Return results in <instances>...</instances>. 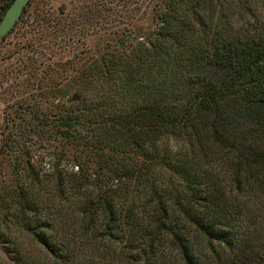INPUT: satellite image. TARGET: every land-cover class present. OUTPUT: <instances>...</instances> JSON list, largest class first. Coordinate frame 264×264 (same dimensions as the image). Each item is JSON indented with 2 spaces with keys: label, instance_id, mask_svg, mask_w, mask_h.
Here are the masks:
<instances>
[{
  "label": "trees",
  "instance_id": "16d2710c",
  "mask_svg": "<svg viewBox=\"0 0 264 264\" xmlns=\"http://www.w3.org/2000/svg\"><path fill=\"white\" fill-rule=\"evenodd\" d=\"M12 1L0 0V20ZM136 2L96 5L108 18ZM143 2L155 28L92 31L105 45L89 70L55 42L29 61L0 148L11 264H102L114 239L127 242L124 264H167L170 252L181 264H264V0ZM49 141L47 167L29 154Z\"/></svg>",
  "mask_w": 264,
  "mask_h": 264
},
{
  "label": "rangeland",
  "instance_id": "374dc122",
  "mask_svg": "<svg viewBox=\"0 0 264 264\" xmlns=\"http://www.w3.org/2000/svg\"><path fill=\"white\" fill-rule=\"evenodd\" d=\"M113 1L115 0H34L24 17L16 23L13 31L0 40V148L7 139L9 141L14 139V135H9L11 128L7 125V121L10 117L8 114L10 108L7 106L16 102L18 95L22 98L24 95L27 96L25 94L27 91H30L27 85L22 87L20 80L26 77L27 71H29V61L33 56L47 58L51 53L49 45L55 42V49H62L61 57L78 51L80 57L83 58L81 64L84 63L86 70H89V67L94 66L95 60L101 56V50L104 49L103 46L105 45L101 40L100 43L102 44L98 45L99 40L96 36L91 35L92 31H96L101 26L110 29L115 28L124 22L126 24L121 28V31L124 32L125 37H128V35L136 34L138 36L139 33L145 36L155 28L154 21L142 19L145 15L148 16L146 12L151 7L149 2L146 3L143 0L118 8V14L113 16L108 14V18L101 12L99 14L97 10L101 8L97 7L96 4L106 2L108 3L106 6L111 7ZM90 9L95 13H90ZM41 10L50 11L51 18L39 25L35 17ZM88 19L92 21L91 25V22L87 21ZM136 19H139V22L136 25L137 30L134 31V26H131L128 21ZM72 26L74 27L72 28ZM110 36L112 35L110 34ZM71 66L68 71L70 80L65 82L66 86L69 84L72 86L74 83L73 75L76 74L74 67L83 70L79 63ZM72 77L73 80L71 81ZM55 148L56 142H45L30 152L29 155L34 156L35 160L46 164L48 167L49 162L54 159L52 155ZM4 152L0 151V155ZM4 161L5 163L0 160V186L7 184L12 179L9 170L11 167L7 165L9 160ZM11 230L16 231L15 228H11ZM22 242L28 248L30 247L33 255L42 256L41 248L37 245L33 246L29 238H22ZM126 244V240H106L105 246L102 245L105 251L103 257L98 259L102 264H124L126 261L121 260L123 257L120 251L123 247L125 249ZM5 245L0 241V256L4 262L11 264L15 262L16 256L11 251L12 246ZM168 255L169 262L167 264H181L180 256L175 252H170Z\"/></svg>",
  "mask_w": 264,
  "mask_h": 264
},
{
  "label": "water",
  "instance_id": "95a60500",
  "mask_svg": "<svg viewBox=\"0 0 264 264\" xmlns=\"http://www.w3.org/2000/svg\"><path fill=\"white\" fill-rule=\"evenodd\" d=\"M31 0H13L0 20V40L3 39L21 18Z\"/></svg>",
  "mask_w": 264,
  "mask_h": 264
}]
</instances>
